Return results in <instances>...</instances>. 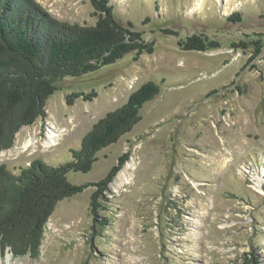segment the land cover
Masks as SVG:
<instances>
[{
	"label": "rangeland",
	"instance_id": "1",
	"mask_svg": "<svg viewBox=\"0 0 264 264\" xmlns=\"http://www.w3.org/2000/svg\"><path fill=\"white\" fill-rule=\"evenodd\" d=\"M109 1L117 21L154 41L153 53L64 78L46 117L22 127L0 153L14 175L33 160L63 165L99 119L154 82L159 94L131 132L98 152L90 172L66 175L72 185H92L127 154L100 200L108 225L92 230L95 188L87 186L57 203L37 258L5 253L0 264H264V0ZM34 2L59 22L96 23L89 0ZM233 12L240 23L226 21ZM194 34L220 49L181 50L178 43ZM257 40L263 49L252 61V47H231ZM73 94L95 96L69 105ZM127 165L133 169L120 182Z\"/></svg>",
	"mask_w": 264,
	"mask_h": 264
},
{
	"label": "trees",
	"instance_id": "2",
	"mask_svg": "<svg viewBox=\"0 0 264 264\" xmlns=\"http://www.w3.org/2000/svg\"><path fill=\"white\" fill-rule=\"evenodd\" d=\"M96 23L91 27L68 24L53 19L34 0H0V153L13 146L15 135L45 118V104L59 90L64 78H78L111 65L133 53L135 59L152 54L154 41H145L142 33L133 31L132 24L123 25L114 17L109 0H89ZM146 22L148 19L145 20ZM226 21L238 24L240 13L233 12ZM164 35L176 36L171 30ZM183 51L209 52L220 49L216 39L194 34L178 43ZM233 49H251L250 61L262 52L260 40L232 43ZM159 94L154 82H147L131 93L118 109L99 119L83 137L80 148L71 150V160L52 167L33 160L28 167L12 174L0 165V254L13 258L39 256L42 234L58 202L95 188L90 198L92 230L95 225L106 226L100 216V200L105 199L109 185L121 169L127 154L112 167L106 177L92 185H72L69 172L86 174L97 161V153L116 144L131 132L141 117L139 111ZM73 94L67 98L82 97ZM94 94L83 96L85 101ZM249 262V261H248ZM250 264H258L250 261Z\"/></svg>",
	"mask_w": 264,
	"mask_h": 264
},
{
	"label": "bare ground",
	"instance_id": "3",
	"mask_svg": "<svg viewBox=\"0 0 264 264\" xmlns=\"http://www.w3.org/2000/svg\"><path fill=\"white\" fill-rule=\"evenodd\" d=\"M199 1L200 0H197V2L199 3ZM49 138H50V144L53 142V139H52V133H51V135H49L48 136V139H47V141L49 140ZM49 144V143H48ZM52 145H53V143H52ZM133 168L130 166V165H127L126 167H125V169L123 170V172L122 173H120L119 175H118V178H119V180H120V182H127V180H128V178H127V176H126V171L128 172V171H131Z\"/></svg>",
	"mask_w": 264,
	"mask_h": 264
},
{
	"label": "water",
	"instance_id": "4",
	"mask_svg": "<svg viewBox=\"0 0 264 264\" xmlns=\"http://www.w3.org/2000/svg\"><path fill=\"white\" fill-rule=\"evenodd\" d=\"M92 7V6H91ZM97 19V18H96Z\"/></svg>",
	"mask_w": 264,
	"mask_h": 264
}]
</instances>
